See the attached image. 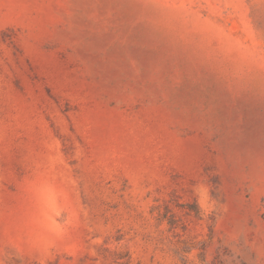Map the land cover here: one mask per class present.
Instances as JSON below:
<instances>
[{"label":"rangeland","instance_id":"1","mask_svg":"<svg viewBox=\"0 0 264 264\" xmlns=\"http://www.w3.org/2000/svg\"><path fill=\"white\" fill-rule=\"evenodd\" d=\"M0 264H264V0H0Z\"/></svg>","mask_w":264,"mask_h":264}]
</instances>
